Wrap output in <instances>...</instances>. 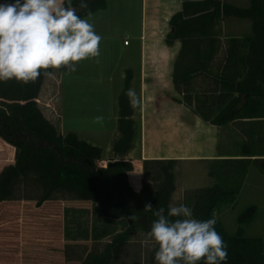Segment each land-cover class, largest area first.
I'll return each mask as SVG.
<instances>
[{
	"label": "trees",
	"instance_id": "trees-1",
	"mask_svg": "<svg viewBox=\"0 0 264 264\" xmlns=\"http://www.w3.org/2000/svg\"><path fill=\"white\" fill-rule=\"evenodd\" d=\"M87 3L88 9H81L79 0H72L80 18L107 5L106 0H87ZM227 17L249 20L251 33L241 40L233 38L235 49L229 51L221 71L213 72L219 47L215 26ZM169 24L173 30L166 36L167 44L182 42L172 76L176 91L182 95L179 101L204 121L218 126L238 119L264 118V0H249L247 6L225 0H183V9L172 15ZM48 71L67 72L63 67ZM124 74V86L118 96V135L105 166L98 164L103 156L102 147L80 138L74 131L60 133L42 112L37 98L46 75L27 84L15 79L0 81V139L15 150L14 163L0 169V204L14 199L24 185L39 189L37 205L67 195L90 200L92 239L110 238L102 251L93 249L82 262L69 264H111L134 233L150 230L156 217L144 211L145 203L150 202L153 210L163 207L167 213L176 190L178 161L174 158L145 159L140 191L129 182L128 173L134 165L127 155L135 147L139 123L125 95L135 72L126 68ZM201 74L211 82L205 90L196 92L192 83ZM0 158L8 159V156L4 153ZM235 168L237 173H246L244 166ZM230 172L222 167L220 175L225 177ZM239 190V187L227 189L219 183L200 189L193 198V217L212 218L211 212L214 209L219 212L233 202ZM249 209L251 212L244 215L246 220L253 216L255 206ZM131 215L137 219H129ZM215 221V230L227 245L228 257L222 264H264V237L247 236L243 225L231 234L222 221ZM157 248L156 245L153 255Z\"/></svg>",
	"mask_w": 264,
	"mask_h": 264
},
{
	"label": "crops",
	"instance_id": "crops-1",
	"mask_svg": "<svg viewBox=\"0 0 264 264\" xmlns=\"http://www.w3.org/2000/svg\"><path fill=\"white\" fill-rule=\"evenodd\" d=\"M109 1L106 0V8ZM118 1L115 3L118 7L120 6V1L130 6L132 3L138 1L141 5L140 28L137 31H132V37L140 40L139 60L141 62L142 59V67L143 69L146 68L144 74L145 72L149 73L147 71L155 74V77L150 80H146L144 77V88H166L169 91L173 87L176 91L172 76L174 63L180 52L182 42L181 40H176L172 45H169L166 40H163L157 46V44H153V41L156 40L157 35L155 26L159 22H161L162 31H172L169 20L173 14L183 9V0ZM225 1L236 4V0ZM248 3L249 0H246L242 6H247ZM117 6H115L116 10H118ZM100 10L102 9L96 12ZM242 21L251 23L249 20L235 17L220 19L216 23L215 33L219 39V47L211 71H221L227 60L229 51L235 49L233 38L241 40L245 36L240 34L233 35L232 32H226L227 24ZM121 31L124 34V45L131 46L132 39H129L128 44L125 43V39L129 38V32L126 28H122ZM239 48L240 53H243V48ZM55 72H52L53 75ZM162 74L168 76L164 81H162ZM48 77L46 76L44 79L39 97L42 96L45 81ZM197 80H201L207 85L211 82L209 77L204 74L197 76L193 80L194 83ZM180 98L182 97L175 98V100L162 98L159 103H156L158 107L155 105V112L153 110L148 112L146 108L144 109L142 114L143 128L141 129L140 126V133L137 139L139 141H136L138 148H136L135 144L134 149L129 154V157H134V159L130 158L134 167L137 169L136 163L145 159L174 158L179 162H208L211 164V167L213 166L212 169L215 168L218 175H220L222 167H224L225 172L231 171L225 177H232L240 176L239 172H236L238 168L236 169L235 166L241 165L244 166L246 173L242 176L240 192L246 189L250 192L257 190V193L264 194V118L238 119L218 126L204 121L194 110L184 102L179 101L178 99ZM37 100L40 102L39 98ZM46 105L50 107L48 106L50 103ZM42 111L56 125L54 115L51 114L50 110L47 108L46 110L42 109ZM57 128L59 130V127ZM59 132L61 133L62 131L59 130ZM141 132H143L142 138H140ZM0 143H2L5 149L12 152V157L14 158V148L1 139ZM0 162L1 169L11 161H9L8 157V159ZM258 164L261 167L260 170L257 168ZM138 170H136L137 174H139ZM217 174L211 173L213 177L217 176ZM131 175L132 173H129L131 186L136 191H140L143 187L142 181L139 179L133 180ZM178 190L179 181L176 180L174 195ZM14 203L16 202L5 200L0 204V264H22L21 262L26 264H69L80 263L86 258L88 255L87 248L83 253V250H81L80 256L77 258L73 254L70 255L67 248L65 249V245L64 249H62L63 246L61 244H64V240L62 241L64 237L70 240L78 238L87 241L92 240V221H90L89 217L92 201L77 200V202H70L52 199L45 201L40 206L36 202L34 204L31 203L30 205L34 210L30 209L29 205L23 207L22 209L25 212L19 216V223H12L14 216H11L9 214L11 211L7 210L9 209V204ZM72 203L75 204L72 206ZM31 211H33L32 214H30ZM71 217V222H67L68 218ZM60 218L63 221L61 224L58 221ZM55 222L57 223L56 226ZM73 222H76V224ZM59 245L60 247H58ZM52 253H57L59 259L56 260V257L51 258L50 254ZM37 256H41L39 259L42 258V261L39 260L37 263ZM115 261L116 256L111 264H114Z\"/></svg>",
	"mask_w": 264,
	"mask_h": 264
},
{
	"label": "rangeland",
	"instance_id": "rangeland-1",
	"mask_svg": "<svg viewBox=\"0 0 264 264\" xmlns=\"http://www.w3.org/2000/svg\"><path fill=\"white\" fill-rule=\"evenodd\" d=\"M245 1L246 0H236V5L242 6ZM12 2V0H0V3ZM116 2L119 1L110 0L106 9H102L99 12L82 18L93 24L96 33L102 36L100 42V56L98 58H89L77 62L79 69L76 72H55L53 76L46 78L42 96L38 97L40 100V102H38L39 107L43 110L47 108L50 110L51 114L54 115L57 127L63 132H61L62 134L74 131L80 138L88 140L94 143V145L103 148V158L98 161V164L102 166H105L108 158L111 157L112 142L118 135V94L124 86V68H133L135 72L131 88L136 91L141 99V105L134 110V116L139 123V133L140 126L141 129L143 128L142 114L145 108L148 112H151L150 110L155 112V105L159 103L162 98L175 100V98L182 97L173 87L172 90L169 91L166 90V88H144V77L146 80H150L155 77V74L150 73V71L144 74L146 68L143 69L142 59L141 62L139 60L140 40L132 37V31H137V29L140 28L141 5L138 1L132 3L131 6L120 1V6L118 7L115 4ZM115 6L118 7V10H116ZM122 28H126L129 32V38L126 39H132L131 46L124 45ZM155 29L157 35L153 44L159 46L163 40H166L169 31L161 30V22L155 26ZM226 32H232L233 35L240 34L242 36L250 34L251 23L242 21L230 23L229 25L227 24ZM161 77L162 81H164L168 76L162 74ZM207 87H209V84L207 85L201 80H197L195 83L193 81L192 83V88L196 92L203 91ZM47 103H50V105H48L50 107H47ZM97 116H103V121L97 122L95 120ZM142 133L143 132H141L140 138H142ZM137 145L138 144H136V148H138ZM4 153L9 157L10 163H14L15 156L13 158L12 152L5 149L2 143H0V156ZM129 154L127 158L134 159V157H129ZM4 159L6 158H0L1 161ZM143 161L144 160H141V162L136 163L138 168L136 169L134 167L132 170L134 172H129L132 173L131 178L133 180L139 179L142 183H144ZM212 168L213 166L211 167V164L208 162L195 163L178 161L175 167V173L176 180L179 181V190L175 195L173 194L171 205L178 206L183 203L192 208L195 194L200 189L212 186L216 183L224 185L227 189H238V187L241 189L243 179L241 173H239L240 176L224 177L218 175L215 168ZM257 168L259 170L261 169L259 164ZM136 170H138L139 174H137ZM212 172L214 175L217 174V176L213 177L211 175ZM250 182L249 179V183ZM39 194V189L31 186L24 185L17 190L15 198L11 200L16 203L9 204V209H7L11 211L9 214L14 216V221H12V223L20 222V220H18L19 216L25 212L22 208L29 205V208L32 209L30 204L37 203ZM60 200L77 202L79 199L67 195ZM74 204L75 203H72V206ZM251 206H255L253 210L254 214L251 218L246 220L247 217L244 218V215L248 211L251 212L249 209ZM4 212L6 211L4 210ZM32 213L33 211H31L30 214ZM2 215H4V213H2ZM89 217L90 221H92L93 203H91ZM71 219L72 217L68 218L67 222H71ZM215 219L222 221L227 231L231 234H234L238 227L243 225L247 236L264 237V194L257 193V190L253 192L247 191L246 189L241 192L239 190L233 202L224 205L219 212L215 211ZM58 221L60 224L63 223L61 218L58 219ZM73 223L76 224V222ZM56 225L57 223L55 222V226ZM146 234L147 232L144 231H137L134 233L132 238L121 247V250L116 255L114 264H156L153 255L156 244L154 241L146 239ZM63 240L64 244H61L63 246L62 249H64L65 245V249L67 248L70 255L73 254L74 257L78 258L81 250H83V253L86 248L88 253L93 249L102 251L110 241V238H104L98 241H94L93 239L87 241L81 238L70 240L64 237L62 238V241ZM58 247H60V245ZM40 257L41 256L36 257L37 263L39 260L42 261V258L39 259ZM50 257H56V260L59 259L57 253L50 254ZM21 263L26 264L24 262Z\"/></svg>",
	"mask_w": 264,
	"mask_h": 264
},
{
	"label": "clouds",
	"instance_id": "clouds-1",
	"mask_svg": "<svg viewBox=\"0 0 264 264\" xmlns=\"http://www.w3.org/2000/svg\"><path fill=\"white\" fill-rule=\"evenodd\" d=\"M79 7L88 9L87 0H79ZM101 40L94 25L77 15L72 0L0 3V81L15 79L27 84L42 74L51 77L48 69L62 67L76 72L77 62L100 56ZM125 95L133 110L141 105L134 89H127ZM103 119L95 117L97 122ZM144 211L156 217L146 234L158 246L156 264H222L227 260V245L215 230V218L196 219L183 203L169 205L165 213V208L153 210L146 202Z\"/></svg>",
	"mask_w": 264,
	"mask_h": 264
},
{
	"label": "water",
	"instance_id": "water-1",
	"mask_svg": "<svg viewBox=\"0 0 264 264\" xmlns=\"http://www.w3.org/2000/svg\"><path fill=\"white\" fill-rule=\"evenodd\" d=\"M172 30H173V29H172ZM215 211H216V210L214 209V210L211 212V217H212V218H215Z\"/></svg>",
	"mask_w": 264,
	"mask_h": 264
},
{
	"label": "built area",
	"instance_id": "built-area-1",
	"mask_svg": "<svg viewBox=\"0 0 264 264\" xmlns=\"http://www.w3.org/2000/svg\"><path fill=\"white\" fill-rule=\"evenodd\" d=\"M125 43H126V44H128V43H129V40H128V39H126V40H125Z\"/></svg>",
	"mask_w": 264,
	"mask_h": 264
}]
</instances>
